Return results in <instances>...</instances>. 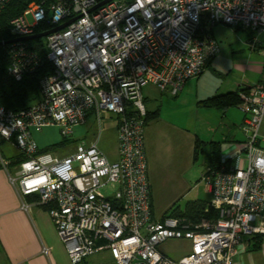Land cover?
<instances>
[{
	"label": "built area",
	"instance_id": "1",
	"mask_svg": "<svg viewBox=\"0 0 264 264\" xmlns=\"http://www.w3.org/2000/svg\"><path fill=\"white\" fill-rule=\"evenodd\" d=\"M11 0H0V12ZM30 0L9 19L15 38L65 26L44 36L52 72L39 80L38 98L18 111L0 106V141L22 158L2 160L22 196L46 208L72 264L107 250L109 264H234L243 236L264 235V121L262 80L239 92L244 141L206 167L214 219L155 218L147 174L143 87L176 96L199 76L218 48L212 27L223 23L264 44V0ZM32 22L28 23L27 15ZM16 80L43 62L23 41L6 44ZM264 56V50H262ZM116 119V159L98 147L102 115ZM92 114L95 139L65 155L44 151L33 134L56 124L69 140ZM12 165L11 168L9 165ZM114 184L113 191L101 189ZM30 204L23 203L28 209ZM185 239L190 251L172 259L159 251L167 239ZM44 252L46 249L43 250Z\"/></svg>",
	"mask_w": 264,
	"mask_h": 264
},
{
	"label": "rangeland",
	"instance_id": "2",
	"mask_svg": "<svg viewBox=\"0 0 264 264\" xmlns=\"http://www.w3.org/2000/svg\"><path fill=\"white\" fill-rule=\"evenodd\" d=\"M26 20L31 23V15L28 14ZM212 35L218 50L211 64L197 78L188 79L176 96L160 94L151 85L144 86L142 90L143 95L149 97L146 108L159 106L158 117L149 120L144 128L147 174L153 199L152 215L155 218H160L172 204L183 208L187 201L194 198L202 200L207 196L202 175L207 167L209 150L202 146L203 149H199L194 159L191 146L197 137L207 140L205 142L210 139L223 140L227 134L225 122L242 113L237 104L230 106L226 117L222 118L220 109L198 105L202 97L240 79L232 67L248 61L249 52L254 48L249 45L251 35L241 28L219 23L212 27ZM231 130L234 134H242L238 127L232 126ZM97 133L96 120L89 114L84 123L74 127L71 138L58 147L56 153L61 156L71 153L78 141L89 144ZM34 138L38 147L45 148L60 141L62 136L58 126L51 124L35 132ZM236 144L229 140L221 142V146L225 145L228 151ZM98 147L110 160L115 159L116 123L115 116L110 113L102 115ZM16 150L7 142L0 145V151L5 156ZM115 187L108 184L101 191L108 193ZM158 248L167 256L178 259L188 252V243L184 239L172 238L162 242Z\"/></svg>",
	"mask_w": 264,
	"mask_h": 264
},
{
	"label": "crops",
	"instance_id": "3",
	"mask_svg": "<svg viewBox=\"0 0 264 264\" xmlns=\"http://www.w3.org/2000/svg\"><path fill=\"white\" fill-rule=\"evenodd\" d=\"M249 43H250V39H249ZM262 50H264V44L262 43L256 44L254 48H252V52L251 53L249 52L248 61H245L242 64H238L232 67L233 71L239 74L238 77L240 79L234 81L233 84L223 87L222 89H215L213 93H209L205 98L219 93H225L229 91H239V89H243L247 86L261 82L262 64H264V56H262ZM211 61L212 60L210 59L206 66L210 65ZM159 93L168 95V93L166 92H159ZM143 97H144L145 107H147V100L149 99V97L144 95ZM205 98L202 97L200 100ZM158 107L159 106H156L155 108L152 109L146 108V111L147 110L153 111L158 109V115H159ZM229 108L230 107H227L225 109H220L222 118L226 117V113L229 112L228 110ZM242 120H243V113H240V115H238L237 118L235 119H229L228 122H225L227 134L223 136V140H214V139L209 140V141H215L218 144L217 146L219 148L220 153L228 150L225 145L221 146L222 141L229 140V141L237 142V144L233 148L239 146L244 141L245 136L240 128ZM115 123H116V119H115ZM232 126L238 127L241 130L242 134L241 133L234 134L233 131L231 130ZM148 135L150 136L149 133ZM33 138H34V134H33ZM203 140L204 139H202V141ZM3 142L6 141L1 140L0 145ZM56 143L50 144L48 146L55 145ZM258 143L261 146L264 145V121H262L259 126ZM116 146H117V139H116ZM57 148L58 146L53 151H56ZM191 148H192L191 154L193 155L194 142ZM41 149L44 148L41 147ZM145 154H146V150H145ZM115 155H116V151H115ZM192 155L190 157H192ZM18 157H20V153L18 152V150H16V152H14L13 154H9L6 156L3 155L2 152L0 151V158L2 160L9 161V163L12 162L11 164H14L13 162H15V160ZM116 158L117 157L115 156V159ZM204 190L207 196L202 200L208 201L210 197V193L205 184H204ZM150 191H151V209H153L151 185H150ZM35 199L36 197L34 195L22 196L19 193L17 188L10 183L7 169L0 161V264H72L67 256L63 244L61 243V241L57 236L55 227L46 211V208L44 206L36 204ZM194 199L200 200V198H194ZM23 203L30 204L28 209L23 208L22 206ZM186 241L188 243V252H189L190 242L188 240ZM44 249H46L45 252L43 251ZM238 251L239 252L234 258V264H264V235L261 236L244 235L242 243L238 247ZM110 262H111V257L109 252L107 250H102L84 259L79 264H109Z\"/></svg>",
	"mask_w": 264,
	"mask_h": 264
},
{
	"label": "trees",
	"instance_id": "4",
	"mask_svg": "<svg viewBox=\"0 0 264 264\" xmlns=\"http://www.w3.org/2000/svg\"><path fill=\"white\" fill-rule=\"evenodd\" d=\"M30 0H11L4 9L0 12V41L4 42L0 45V106H4L7 109L18 111L33 103L39 95V80L52 72V65L46 59L45 38H35L31 40L23 41L24 45L35 51L40 57L43 58V62L32 72L24 74L20 80L14 79L8 73V67L11 60L8 55V49L6 44L15 36L9 29L8 21L10 18L15 17L22 13L27 3ZM44 27L40 24L35 27V32L40 33ZM250 34V33H249ZM6 42V43H5ZM247 88L239 89V91H229L225 93H219L199 100L198 105L225 109L230 106L239 104V92L245 91ZM158 116V109L153 111H146L145 123ZM64 138H61L55 145H51L42 150L53 151L57 146H63L66 143ZM215 141H202L199 138H195L194 141V159L197 157L199 149L202 150V146H205L209 150V158L207 167L215 168L219 162L220 152ZM22 156L18 157L14 164L17 163ZM12 163V162H11ZM183 217L190 221H198L200 218L214 219L217 216L216 210L209 206L208 201L203 200H189L185 203L183 208L172 204L161 216ZM261 236V235H257Z\"/></svg>",
	"mask_w": 264,
	"mask_h": 264
},
{
	"label": "water",
	"instance_id": "5",
	"mask_svg": "<svg viewBox=\"0 0 264 264\" xmlns=\"http://www.w3.org/2000/svg\"><path fill=\"white\" fill-rule=\"evenodd\" d=\"M107 1H109V0H102L100 3H98L97 5H102V4H104L105 2H107ZM66 25V23L65 24H63V25H60V26H58L57 28H54V29H52V30H48V31H45V32H40V33H35V34H31V35H28V36H23V37H19V38H14V39H11V40H9V41H6V42H13V41H26V40H31V39H35V38H42V37H44V36H46L47 34H49L50 32H52V31H54V30H57V29H59V28H61V27H63V26H65ZM5 42V43H6ZM4 42H2V41H0V45H2Z\"/></svg>",
	"mask_w": 264,
	"mask_h": 264
}]
</instances>
